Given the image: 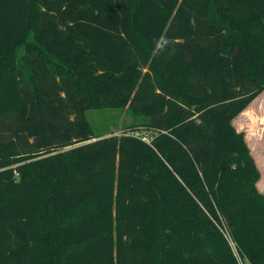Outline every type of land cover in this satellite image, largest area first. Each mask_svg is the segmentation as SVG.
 <instances>
[{
  "label": "trees",
  "instance_id": "trees-1",
  "mask_svg": "<svg viewBox=\"0 0 264 264\" xmlns=\"http://www.w3.org/2000/svg\"><path fill=\"white\" fill-rule=\"evenodd\" d=\"M263 91L264 0H0V264H264Z\"/></svg>",
  "mask_w": 264,
  "mask_h": 264
},
{
  "label": "rangeland",
  "instance_id": "rangeland-1",
  "mask_svg": "<svg viewBox=\"0 0 264 264\" xmlns=\"http://www.w3.org/2000/svg\"><path fill=\"white\" fill-rule=\"evenodd\" d=\"M86 117L96 135H104L112 130L122 132L125 124H130L132 114L128 108L88 109ZM133 120H136L133 117ZM234 125L245 133V139L260 169L261 177L257 187L264 192V91L261 92L242 114L235 117Z\"/></svg>",
  "mask_w": 264,
  "mask_h": 264
},
{
  "label": "built area",
  "instance_id": "built-area-1",
  "mask_svg": "<svg viewBox=\"0 0 264 264\" xmlns=\"http://www.w3.org/2000/svg\"><path fill=\"white\" fill-rule=\"evenodd\" d=\"M219 226H220V229H221L223 235L225 236V238L228 240L230 246L232 247L233 252H234L236 258L238 259L239 263L240 264H245V261L242 258L241 254H240V252L238 250L237 244L234 241V239H233V237H232V235L230 233V230L228 229L225 221L224 220H221Z\"/></svg>",
  "mask_w": 264,
  "mask_h": 264
},
{
  "label": "crops",
  "instance_id": "crops-1",
  "mask_svg": "<svg viewBox=\"0 0 264 264\" xmlns=\"http://www.w3.org/2000/svg\"><path fill=\"white\" fill-rule=\"evenodd\" d=\"M242 113H243V112H241L240 114H242ZM240 114H239V115H240ZM234 120H235V119H234ZM238 130H239V129H238ZM239 131H240V130H239ZM251 152H252V151H251ZM252 154H253V153H252Z\"/></svg>",
  "mask_w": 264,
  "mask_h": 264
}]
</instances>
